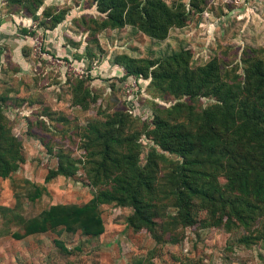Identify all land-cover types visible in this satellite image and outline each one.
I'll return each mask as SVG.
<instances>
[{"label": "rangeland", "instance_id": "rangeland-1", "mask_svg": "<svg viewBox=\"0 0 264 264\" xmlns=\"http://www.w3.org/2000/svg\"><path fill=\"white\" fill-rule=\"evenodd\" d=\"M17 1L0 0V105L22 156L17 171L0 178V264H264V214L240 225L227 208L217 205L212 217V206L177 190L171 171L183 158L160 146L153 124L155 110L174 100L126 68L130 60L136 67L139 60L183 54L193 69L217 59L241 76L248 61L264 58V0H164L185 8L163 40L130 26L100 29L103 14L94 0H32L35 7ZM255 79L263 82L255 86L263 104L264 77ZM214 101L206 95L191 104L193 111L179 120L186 134H198L199 113ZM120 116L128 118L124 128ZM112 121L117 124L108 131L117 139L137 136L130 181L152 152L161 156L153 170L161 193L155 225L133 231L126 225L133 209L107 202L99 207V236L61 227L24 236L52 206H83L94 197L83 134ZM66 158L78 162L70 177L55 172ZM212 175L231 191L222 174ZM36 193L40 198L32 201Z\"/></svg>", "mask_w": 264, "mask_h": 264}, {"label": "trees", "instance_id": "trees-1", "mask_svg": "<svg viewBox=\"0 0 264 264\" xmlns=\"http://www.w3.org/2000/svg\"><path fill=\"white\" fill-rule=\"evenodd\" d=\"M9 1L12 5L22 3ZM94 1L99 13L103 14L100 29L130 26L157 40L166 38L169 30L179 22L185 8L182 4L170 7L164 0ZM29 4L33 7L36 5L34 1ZM33 19H36L35 15ZM135 62L130 60L126 65L128 74L150 78L154 88L174 100L168 109L155 110L153 124L160 146L183 158L182 164L171 171L177 190L212 206V217L217 205L227 208L231 218L240 225H247L252 218L263 216L264 103L255 92L256 84L260 87L263 82L257 83L255 75L264 77L260 72L264 58L248 61L243 74L235 77L231 71L222 69L217 59L194 69L183 54L139 60L136 67ZM206 95L212 96L215 101L200 111L196 121L198 134L188 135L185 124L179 120L186 112L193 111L192 103ZM120 117L118 124L124 128L129 124L128 118ZM112 124L117 122L92 127L90 134H83L81 144L88 152L86 160L90 159L87 166L84 163V169L87 170L88 184L96 190L94 197L83 206H52L33 221L34 227L24 236L53 231L58 227L67 231L78 229L84 236H99L104 232L99 207L107 202L133 209V215L126 220V225L133 231L155 225L153 221L158 216L161 193L155 189L153 170L158 167L157 160L161 156L152 152L139 172V178L135 182L130 181L129 172L136 167L137 136L122 135L117 139L116 133L113 135L108 131ZM124 137H128L127 140ZM128 140L130 147H123L128 145ZM112 145L120 147V151L114 150ZM95 156L98 159H94ZM21 160V143L13 135L10 122L0 105V178L6 179L17 171ZM65 160V163L58 160L55 172L70 177L74 175L78 162L68 158ZM146 172L148 175L145 176ZM213 172L222 174L231 191L221 189L216 177H212ZM38 198L40 193L31 199L34 201ZM180 202L183 209V199ZM184 211L189 219V213Z\"/></svg>", "mask_w": 264, "mask_h": 264}]
</instances>
